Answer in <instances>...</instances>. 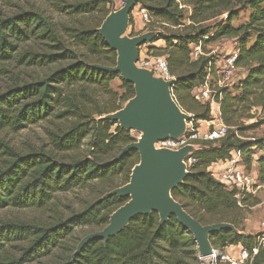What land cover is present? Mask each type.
<instances>
[{
	"label": "trees",
	"instance_id": "1",
	"mask_svg": "<svg viewBox=\"0 0 264 264\" xmlns=\"http://www.w3.org/2000/svg\"><path fill=\"white\" fill-rule=\"evenodd\" d=\"M35 1L42 7L0 14V69L16 63L47 71L32 82L14 81L0 90V130L19 132L48 122V149L19 153L0 140V211L50 210L57 194L75 189H91L97 196L81 210L56 215L48 223L0 221V264H29L52 255L57 257L55 264H201L191 233L174 216L160 225L155 212L135 216L116 236L105 243L92 241L72 258L79 242H69L74 230L102 229L128 200L101 198L128 182L138 154L112 160L136 136L102 117L121 109L134 89L119 74L93 67L116 63L115 51L97 32L113 0ZM180 5L190 7V12ZM135 7L147 14L146 30L158 32L151 43H164L149 47L148 53L165 59L174 79L172 95L191 116L189 123L212 120L210 103H200L193 95L208 77H215L216 61L207 45L234 41V64L243 76L217 88L214 97L226 135L216 142L196 141L200 149L191 155L195 163L171 196L200 224L228 223L239 231L211 234L213 249L241 247L249 255L245 264H264V232L249 234L242 226L254 196L244 195L239 203L237 191L207 171L238 150L246 172L255 165L257 183L264 186V140L245 137L264 125V0H138ZM51 13L68 21L54 20ZM241 14H247L245 20L233 25ZM196 47L201 51L193 56ZM115 79L121 83V94L111 89ZM250 120L254 121L245 124ZM14 242L23 246L20 257L9 261Z\"/></svg>",
	"mask_w": 264,
	"mask_h": 264
},
{
	"label": "water",
	"instance_id": "2",
	"mask_svg": "<svg viewBox=\"0 0 264 264\" xmlns=\"http://www.w3.org/2000/svg\"><path fill=\"white\" fill-rule=\"evenodd\" d=\"M138 0H125L122 7L113 9L104 18L97 32L109 49L116 53L114 67L93 65L94 68L119 74L131 84L134 96L121 109L102 117L116 122L126 131L135 132V141L121 149L112 160L117 162L129 152L138 154L126 184L103 195L102 199L116 196L128 200L116 210L102 229L82 237L72 258L92 241L104 243L122 231L137 215L157 213L159 224L170 216L187 229L196 243L198 258L212 254L210 235L221 230L239 231L228 223L202 225L192 218L171 196V191L181 185L189 174L186 160L200 149L199 145H186L180 149L158 148L157 142L176 140L187 131L191 116L184 112L172 95L174 79L166 80L152 67H139V48L149 44L158 32L148 31L130 36V14Z\"/></svg>",
	"mask_w": 264,
	"mask_h": 264
},
{
	"label": "rangeland",
	"instance_id": "3",
	"mask_svg": "<svg viewBox=\"0 0 264 264\" xmlns=\"http://www.w3.org/2000/svg\"><path fill=\"white\" fill-rule=\"evenodd\" d=\"M125 0H113L114 6L113 9H119L122 7ZM30 5H34L36 7H42V4L35 0H0V14H11L18 10V7L21 8H29ZM49 12V11H48ZM49 14V13H48ZM133 18L132 26H129L128 33H133L136 35L143 34L148 32L147 25L148 22L144 21L139 7H134L131 12ZM247 14H241L237 20L233 22V25H237L243 22L246 18ZM50 16L54 20H63L68 21L67 18L56 16L54 14H50ZM224 17V16H222ZM212 21V20H211ZM164 45L160 41L155 43H149L141 46L139 48V63L151 65L157 57L148 53L149 47H162ZM208 55L213 57L216 61V65L222 63L225 58L232 55L236 52L235 43L231 39H223L213 44H209L206 47ZM195 50V49H194ZM199 51H201L199 49ZM148 53V54H147ZM45 72L43 70H36L27 68L23 65H18L16 63H6L0 69V90L5 89L6 86L11 84L14 81L17 82H32L34 79L42 76ZM242 70L237 68L236 72L233 75L232 80H236L240 77ZM213 77L209 78V81L212 82ZM215 79V78H214ZM120 81L115 79L111 83V89L116 91L118 94L122 93V89L120 88ZM213 113H211V117L217 114L216 105H212ZM254 120L245 121V124H250ZM210 122V121H209ZM208 122H191L189 123V127L192 129H198L201 133L207 130ZM50 126L48 122H41L37 125H32L23 129L19 132H13L9 129L0 130V140L7 144L14 151L19 153H26L32 149L43 148L48 149V140L46 136V129ZM196 127V128H195ZM133 136L137 134L135 132H131ZM247 139L251 140L255 139H263L264 140V125L260 126L255 131H251L245 136ZM262 153L257 152L256 155H261ZM252 173H254L256 167L255 165L252 167ZM97 194L91 189H75L73 191L57 194L56 199L53 202L50 210H35V209H7L0 211V221L7 220H20L25 221L27 223H48L51 222L52 219L58 215L60 217L68 216L73 211H79L81 208L89 201L93 200ZM249 202L253 204V206H249L246 208L244 213V219L242 222V226L245 231L252 232V234L262 233L263 229L260 227V224L264 221V186L261 187L257 193L249 199ZM94 229H90L87 227H79L76 228L72 234V238L69 240L70 244L75 243L77 240H80L85 235L92 233ZM23 244L14 242L12 247L9 248V261L15 260L20 257L19 253L20 248ZM231 251H228L234 256L238 255L239 250L235 248H231ZM57 261V257L55 255L49 256L47 258L38 260L36 262H32L29 264H55ZM201 264H209L208 258H199Z\"/></svg>",
	"mask_w": 264,
	"mask_h": 264
},
{
	"label": "built area",
	"instance_id": "4",
	"mask_svg": "<svg viewBox=\"0 0 264 264\" xmlns=\"http://www.w3.org/2000/svg\"><path fill=\"white\" fill-rule=\"evenodd\" d=\"M180 8L186 9L190 12V7L186 5H180ZM144 21L149 22L147 14L144 10H140ZM199 47H196L193 56H196L199 51ZM236 58V52L228 56L219 65L215 64V79L212 82L207 78L203 86L196 88L193 91V95L197 101L200 103H210L211 113H213L212 105H217L214 102V97L216 95V89L222 87L230 86L234 81L232 80L237 67L234 64ZM139 67H152L154 70L163 76L166 80L173 79L168 74L167 64L164 58L157 57L151 65L137 63ZM217 107V106H216ZM207 124V130L200 132L198 129L194 130L187 125L186 133L176 139H166L156 143L158 148H168V149H180L186 145H196V141H211L216 142L226 135L227 127L222 124L219 119V111L217 109V114L212 116V120ZM188 169L192 167L195 163V159L189 158L186 161ZM207 171L210 173L215 181L223 184L231 190H236L239 203L244 195L254 196L257 191L261 188L257 183V177L255 173L246 172L244 166L242 165L241 152L238 150H233L230 152V157L224 162H217L211 164ZM260 227L264 231V221L260 224ZM231 248L239 250L238 255L234 256L228 251ZM209 264H245L249 260L248 253L241 247L231 246L225 250H215L212 249V254L207 257Z\"/></svg>",
	"mask_w": 264,
	"mask_h": 264
},
{
	"label": "crops",
	"instance_id": "5",
	"mask_svg": "<svg viewBox=\"0 0 264 264\" xmlns=\"http://www.w3.org/2000/svg\"><path fill=\"white\" fill-rule=\"evenodd\" d=\"M142 15V14H141ZM160 43H161V41H160ZM163 43V42H162ZM164 44V43H163ZM161 46H163V45H161ZM243 76V73H241V75H240V77H242ZM239 78V77H238ZM217 106V109H218V111H219V107H218V105H216ZM246 233H249V234H252V232H249V231H245Z\"/></svg>",
	"mask_w": 264,
	"mask_h": 264
}]
</instances>
